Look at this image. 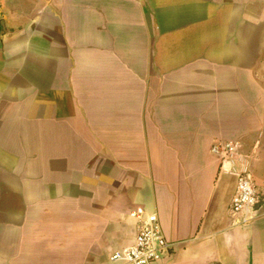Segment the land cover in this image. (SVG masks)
Returning <instances> with one entry per match:
<instances>
[{
    "label": "crops",
    "instance_id": "1",
    "mask_svg": "<svg viewBox=\"0 0 264 264\" xmlns=\"http://www.w3.org/2000/svg\"><path fill=\"white\" fill-rule=\"evenodd\" d=\"M137 207L154 264H264V0H0V264H125Z\"/></svg>",
    "mask_w": 264,
    "mask_h": 264
},
{
    "label": "built area",
    "instance_id": "2",
    "mask_svg": "<svg viewBox=\"0 0 264 264\" xmlns=\"http://www.w3.org/2000/svg\"><path fill=\"white\" fill-rule=\"evenodd\" d=\"M237 148L235 142L220 141L213 145L212 150L222 158H226L236 157ZM235 173L237 184L229 210L232 215L237 216V224H245L256 216L263 195L246 167L240 168ZM131 214L138 219L134 242L115 251L111 258L123 261L125 264H154L171 251L174 242L166 238L155 212L146 213L142 207H137Z\"/></svg>",
    "mask_w": 264,
    "mask_h": 264
}]
</instances>
